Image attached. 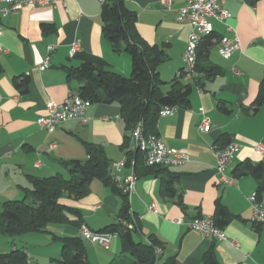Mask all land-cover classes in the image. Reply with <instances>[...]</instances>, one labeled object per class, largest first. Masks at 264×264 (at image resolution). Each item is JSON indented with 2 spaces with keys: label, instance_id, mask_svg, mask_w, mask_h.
I'll use <instances>...</instances> for the list:
<instances>
[{
  "label": "crops",
  "instance_id": "obj_1",
  "mask_svg": "<svg viewBox=\"0 0 264 264\" xmlns=\"http://www.w3.org/2000/svg\"><path fill=\"white\" fill-rule=\"evenodd\" d=\"M105 1L58 0L54 6L23 7L3 20L0 36V200L3 202L23 198V189L31 186V176L48 178L57 173L67 176L64 162L87 159L83 142L101 146L111 162L127 159V152L135 150V146L129 150L123 147L130 133L125 130L117 104H92L86 123L68 121L52 134L38 125V120L48 114L49 104L63 103L75 87L68 81L66 68L91 63L124 76L131 75L130 55L116 54L103 35L101 11ZM124 1L137 14L136 29L142 39L165 50L167 60L159 73L162 80L172 82L183 70V54L192 31L190 25L178 22L181 0H173L171 10L164 8L160 0ZM224 7L231 18L226 23L214 21V31L219 36L239 37L242 49L224 59L217 45L214 46L208 63L219 67L221 73L214 77L200 76L201 87L192 83L189 108H179L157 123L158 136L167 148L185 151L189 156L185 165L169 167V172L177 174L176 196L164 195L163 173L145 176L148 170L142 167L137 174L132 164L121 172L124 180L137 177L135 192L129 196L133 223L126 227L136 229L137 241L146 242L153 237L163 244L160 264L171 257L181 264H202L213 245L223 264H264V223L260 232L254 228L248 201L251 194L264 187V155L256 151L258 145H264V105L259 110L253 108L264 80V0L254 3L231 0ZM43 25L53 29L44 31ZM228 27L232 30L228 31ZM77 40L81 49L71 56L72 45ZM49 46L56 47L51 65L40 70ZM22 76L30 79L25 95L13 84L14 78ZM168 89L169 85L165 87ZM203 118L210 123L208 133L198 129ZM229 142L237 143L241 149L227 170L233 184L225 185L218 181L213 147H225ZM245 164L260 166V179L251 173L240 174L238 169ZM218 202L232 215L223 228L227 241L205 238L187 226L197 217L214 216ZM60 204L80 212L81 219L69 214L67 223L51 224L46 233H29L18 240L2 237L0 252L23 249L27 264H61L63 246L54 236L76 239L80 238L83 226L100 232L113 224H125L120 217L123 197L98 180L84 198L75 200L65 196ZM152 206L157 213L150 212ZM84 245L91 264L130 261L129 255L123 253L120 237L113 240L109 249L86 241Z\"/></svg>",
  "mask_w": 264,
  "mask_h": 264
},
{
  "label": "trees",
  "instance_id": "obj_2",
  "mask_svg": "<svg viewBox=\"0 0 264 264\" xmlns=\"http://www.w3.org/2000/svg\"><path fill=\"white\" fill-rule=\"evenodd\" d=\"M103 23L102 31L105 39L111 44L116 54L128 53L132 61V71L125 77L110 71L102 65L83 63L78 67L66 68L68 81L75 84L71 92L79 94L91 104L112 105L120 108V117L125 125L126 136L123 147L129 150L135 146L132 139L134 127L141 123L144 134L158 136L157 123L160 112L165 107L188 109L193 92L192 83L200 86V76L214 77L221 71L219 67L208 63L211 49L223 37L215 31L204 36L197 50L198 77L185 82L182 71L172 82L167 83L160 77L159 68L167 60L165 50L158 45H149L139 35L136 24L137 14L126 6L124 0H106L101 11ZM43 30H52L50 25H43ZM1 72V68H0ZM29 77H16L13 84L22 95L28 92ZM169 85V89L165 87ZM201 87V86H200ZM264 105V80L257 99L253 104L254 110ZM230 143V142H229ZM228 143V144H229ZM87 155L85 161L73 160L64 162L68 175L57 173L48 178L29 177L31 186L24 188L23 198L9 200L3 203L0 210V237L14 239L29 233H46L51 224H64L69 221V214L78 216L81 213L64 207L60 200L67 196L79 200L91 192V185L95 180L110 187L115 193L123 197L124 204L120 217L124 223L113 224L100 232L117 233L122 239L123 253L130 256V261L115 264H160L161 254L156 249L164 250V246L153 237L145 241H137L134 237L135 228H128L126 224L133 223L130 214L129 196L123 193L116 183L111 168L112 162L106 156L104 149L96 144L83 142ZM134 165L136 173L140 169L148 170L145 176L163 173V193L168 197L177 194L175 180L177 174L169 172V167L148 166L145 155L139 149L127 152V165ZM126 165V166H127ZM143 167V168H142ZM262 168L252 164H245L238 169L240 174L251 173L260 179ZM264 187L258 192H262ZM232 217L230 211L220 202L217 203L213 216L215 225L221 229L228 225ZM260 232L262 223H252ZM63 246L61 264H91L87 257L84 240L81 238H62L54 236ZM27 253L23 249H16L8 253L0 252V264H27ZM161 264H181L176 257H171ZM202 264H223L219 261L216 248L213 245L204 255Z\"/></svg>",
  "mask_w": 264,
  "mask_h": 264
},
{
  "label": "built area",
  "instance_id": "obj_3",
  "mask_svg": "<svg viewBox=\"0 0 264 264\" xmlns=\"http://www.w3.org/2000/svg\"><path fill=\"white\" fill-rule=\"evenodd\" d=\"M231 0H181L182 7L179 9L178 22L188 24L192 27L189 35L188 43L183 54L184 67L182 70L185 82H190L198 77L197 72V50L202 38L214 32L213 22L226 23L230 18V12L224 7ZM243 3H254L258 0H234ZM58 0H0V36L3 35V20L8 18L23 7H38L51 5L54 6ZM161 5L171 10L173 0H160ZM232 30L228 27V31ZM218 52L224 59H229L234 53L242 49V43L239 37L228 38L223 36L217 43ZM56 47L49 46L48 54L40 66V70H45L51 65V57ZM81 49L80 41L74 42L70 55L74 56ZM91 102L82 98L79 94L70 92L61 104L51 102L48 106V114L38 120L41 129L52 134L61 124L80 120L83 123L88 121L86 115L91 107ZM178 107H165L160 112V118L171 116L178 111ZM201 115L204 116V109H200ZM202 133L210 131V123L203 118L198 127ZM132 139L136 149L145 155V162L148 166L162 167H179L189 162L187 152L182 150H170L164 141L155 135L146 136L141 123L137 124L132 131ZM216 157V173L218 181L221 184L231 185L233 180L227 176V170L230 167L236 153L241 146L235 142H230L225 147L214 146ZM256 151L260 155H264V145L260 144L256 147ZM39 163L36 167H39ZM127 165V159L119 162H112L111 168L115 175L118 188L128 196L133 194L136 189L137 177L131 176L127 180L121 178V172ZM248 201L252 208L250 221L252 223H264V190L262 192H254L248 197ZM150 212L157 213L155 206L150 208ZM181 223V221H178ZM190 230L201 234L205 238H212L218 241H227L228 236L225 231L215 225L213 216H200L187 223ZM80 238L86 242L109 249L114 239L118 238L117 233L96 232L83 226L80 230ZM234 245H238L233 242ZM160 249H156L157 254H161Z\"/></svg>",
  "mask_w": 264,
  "mask_h": 264
},
{
  "label": "rangeland",
  "instance_id": "obj_4",
  "mask_svg": "<svg viewBox=\"0 0 264 264\" xmlns=\"http://www.w3.org/2000/svg\"><path fill=\"white\" fill-rule=\"evenodd\" d=\"M125 77H129V76H125ZM3 203H4L3 200H0V210L2 209ZM0 238H2V237H0ZM18 238H21V237H15L14 239L18 240ZM0 241H1V239H0ZM128 257L130 258V256H128Z\"/></svg>",
  "mask_w": 264,
  "mask_h": 264
}]
</instances>
